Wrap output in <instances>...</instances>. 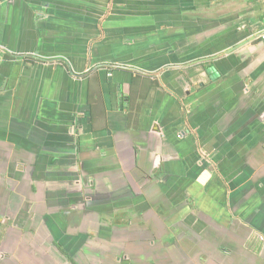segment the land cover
<instances>
[{
	"label": "crops",
	"instance_id": "0c3cea01",
	"mask_svg": "<svg viewBox=\"0 0 264 264\" xmlns=\"http://www.w3.org/2000/svg\"><path fill=\"white\" fill-rule=\"evenodd\" d=\"M263 12L0 0V264H264Z\"/></svg>",
	"mask_w": 264,
	"mask_h": 264
},
{
	"label": "built area",
	"instance_id": "2783aa9c",
	"mask_svg": "<svg viewBox=\"0 0 264 264\" xmlns=\"http://www.w3.org/2000/svg\"><path fill=\"white\" fill-rule=\"evenodd\" d=\"M263 15H264V12H263ZM259 38L264 40V26H263L262 30L260 31V33H259ZM2 51H3V47L0 46V53Z\"/></svg>",
	"mask_w": 264,
	"mask_h": 264
},
{
	"label": "trees",
	"instance_id": "16d2710c",
	"mask_svg": "<svg viewBox=\"0 0 264 264\" xmlns=\"http://www.w3.org/2000/svg\"><path fill=\"white\" fill-rule=\"evenodd\" d=\"M88 75V73L86 74V76ZM89 76V75H88ZM53 168H56V167H53ZM62 252H65L63 249H62Z\"/></svg>",
	"mask_w": 264,
	"mask_h": 264
}]
</instances>
